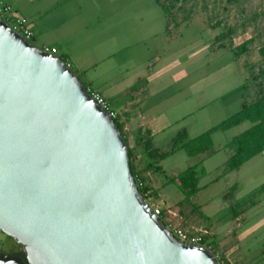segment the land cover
I'll return each mask as SVG.
<instances>
[{"label": "water", "instance_id": "95a60500", "mask_svg": "<svg viewBox=\"0 0 264 264\" xmlns=\"http://www.w3.org/2000/svg\"><path fill=\"white\" fill-rule=\"evenodd\" d=\"M0 264H219L137 189L109 114L60 59L0 20Z\"/></svg>", "mask_w": 264, "mask_h": 264}, {"label": "crops", "instance_id": "0c3cea01", "mask_svg": "<svg viewBox=\"0 0 264 264\" xmlns=\"http://www.w3.org/2000/svg\"><path fill=\"white\" fill-rule=\"evenodd\" d=\"M72 1L24 0L23 5L18 6V0H12L13 12L11 17L24 18L27 21L28 28L33 33L34 42L43 46L40 49L50 48L55 55L64 56L65 63L79 80L84 77L85 82H81L86 89L100 94L106 100L110 110L116 113L117 122L122 127V135L127 149L131 152V166L135 177L141 180L144 186L143 197L145 202L157 205L162 210L168 208L176 215L183 214L188 218H196V222L201 223L198 225L199 227L206 226L207 222L211 221L206 217L203 209L212 203L211 199L201 203V205L192 203L188 206L183 204L184 198H181L169 206V195L161 194V190L165 188L162 175H167V172L170 177L167 183L172 182L180 189L179 182L176 179L177 176L191 167L195 168L198 191L193 197L199 194L200 189H206L221 181L226 186L225 190L230 189L228 183L231 175L237 173L238 169L231 173L224 172L225 162L231 155V150L226 145L234 136L248 128L246 123L239 125L242 129L225 138L226 141L222 145H214L217 133L222 131L214 132L211 135V147L194 157H189L177 142L178 136L183 132L185 133L184 140L188 141L214 127L215 125L191 136L192 127L205 128L207 126L208 123L205 120L210 118V113L197 116L192 122L187 121L206 111L216 99L234 93V87L237 84L235 79H246L247 81L257 75L258 68L256 65L248 66L243 61L248 54L247 51L240 53V50L250 41V38H244L240 42H235L237 39H232L233 44L230 47L227 44L228 39H226L223 46V43L219 42L222 28L214 24L216 26H211L212 30L210 31L212 41L215 43L212 53L216 54L220 51V48H225L227 45L226 48L233 53L231 66L225 72L212 73H206L203 70L188 71L181 69L177 71V77L173 80L176 74L173 75L172 70L178 66L163 61L166 58L164 54L169 49L166 46L168 39H165L164 46H158L154 53L148 44L141 46V42L136 41L132 47L133 52L122 54V51L128 46L123 45L120 47L117 44L118 40L114 32L120 28V25L117 23L116 29L112 30L113 27H110L113 32L109 31V25L112 21L120 22L118 14L120 11L112 9L104 13L103 16L95 15L91 14V10L88 9L84 0L76 3L79 5L78 9L70 8L72 7ZM155 2L163 10L162 0L160 2L155 0ZM179 10L178 8L175 11L171 9L176 18H180ZM137 14L139 15L137 11L133 13L131 15L132 19ZM45 38H49L51 41L45 42ZM128 53L131 54L128 56ZM146 55L149 58L145 61L143 67L135 69V60ZM119 57L122 58L117 60L116 58ZM118 61L119 64H115ZM253 66L256 67L254 71L251 70ZM164 79L167 80V84L154 89L153 85ZM210 83L217 84L215 93L206 92L211 90ZM241 86L244 88V83ZM219 87H221V91H218ZM192 92L197 94L195 98L190 96ZM234 95L232 94V97ZM243 96L245 98L240 105V109L261 97L258 96L250 100L246 90ZM247 100L251 102H247ZM162 104L168 106L169 109H165ZM231 106L233 105L227 103L222 105L221 108L227 109ZM263 154L264 152L261 155ZM162 155H165L164 158H161ZM172 157H174L173 164L169 169H166L165 162ZM160 172H162V175ZM211 173L216 175L200 186L201 175H211ZM180 191L182 192L181 189ZM226 197L227 194L221 195L223 201L226 200ZM195 206L199 209L196 210L197 207ZM244 211L242 212L244 213ZM243 213L239 216L241 217ZM194 214L196 215L194 216ZM239 216L233 220H238ZM162 218L165 224L171 222L174 226H177V223H174L167 213L163 212ZM176 220L179 221V219H174V221ZM189 222L190 224L188 222L187 224L194 227L191 225V221ZM178 224L181 228L182 223ZM237 227L239 228V230H236V237L238 238V232L241 231L242 226ZM232 246L237 249L240 243L234 240Z\"/></svg>", "mask_w": 264, "mask_h": 264}, {"label": "rangeland", "instance_id": "374dc122", "mask_svg": "<svg viewBox=\"0 0 264 264\" xmlns=\"http://www.w3.org/2000/svg\"><path fill=\"white\" fill-rule=\"evenodd\" d=\"M81 1L83 0H73L72 7L70 8L78 9L79 5L76 3ZM84 1L88 9L91 10V14L103 16L104 13L112 9L120 11L118 13L120 22L112 21L109 25V31L113 32L110 30V27H113L112 30L116 29L117 23L120 25V28L118 27L119 29L114 33H116L117 44L120 47L123 45L128 46V48L122 51V54L124 52H133L134 49L132 47L136 41H140L141 46L148 44L154 53L157 47L164 46V40L168 39L166 46L169 49L165 52L164 57L166 58L163 61L165 63L171 62L173 65L178 66L172 70L173 75L181 69L188 71L203 70L206 73L225 72L231 66V63H233V53L226 48L227 45L225 48H220V51L216 54L212 53L215 43L212 41L210 31L212 30L211 26H216L214 24L222 28L219 42L223 43V46L226 43V39H228L227 44L230 47L233 44L232 39H237L235 42H240L244 38H250V41L245 45L246 47L244 46L248 54L243 61L248 66L252 64L256 65L258 68L257 75L247 81L246 79H235L237 84L234 87V93H232L235 94L234 97H232V94L224 98L220 97L212 102L206 111L199 113L193 119H188L187 122H192L197 116L210 113V118L205 120L208 123L207 126L205 128L192 127L190 131L191 136L218 124L222 119H226L230 115H233V113H236L244 101L245 97L243 94H245V90L250 100L264 95V72H262L264 70V0H235L233 2L229 0H162L163 6H161L163 10L157 5L155 0ZM11 2L12 0H0V18L2 21H6L7 19V23L10 25V19H21L11 17L13 12ZM23 3L24 0H18V6L23 5ZM170 7L173 11L176 8L180 9L178 12L181 14L180 18L174 16V12L172 13ZM6 8L8 10H5ZM136 11L139 12V15H135V18L132 19L131 15ZM32 35L33 33L31 32V38L28 41L42 48L43 46L34 42ZM50 41L49 38H45V42ZM48 50L51 51L50 48ZM129 54L131 53H128V56ZM120 58L122 57L116 59L119 60ZM148 58V55H146L138 58L135 62L133 61L135 69L137 67L142 68ZM115 64L118 65L119 61L115 62ZM256 67L253 66L251 70L254 71ZM175 77H177V74L173 80ZM80 79V81L85 82L84 77ZM166 81L164 79L155 83L153 85L154 89L165 86L167 84ZM242 83H244V88L241 86ZM210 84L211 90L206 92L215 93L217 84ZM218 91H221V87H219ZM207 93L206 96L208 97ZM190 96L195 98L197 94L192 92ZM247 102L251 101L247 100ZM227 103L233 106L227 109L221 108L222 105ZM162 106L165 109H169L164 104ZM117 124L120 125L118 122ZM246 125L250 126L249 123H246ZM241 129L242 127L238 126L226 133L218 132V135L214 139V145H222L226 141L225 138L230 137ZM173 158L165 162L166 169H169L173 164ZM160 174L162 175V172ZM166 174L165 176L162 175L165 181V188L161 190V194L169 195V206H171L172 203L177 202L181 198L185 199L187 196L183 195L180 189L172 182L167 183L170 177L167 172ZM215 175L214 173H211V175H201L199 185H204ZM262 186H264V154L252 158L241 166L237 173L231 175L228 183L229 190H225L226 186L221 181L206 189H200L196 197L191 196L183 202V204L188 206L192 203L194 205H201V203H205L208 199H211L212 203L203 209L204 214L211 221L207 222L206 226L199 227L198 225L201 223H197L196 218H188L183 214H177L175 217L171 215L170 219L174 223H177L178 228V223H182L181 228L183 230H207L209 234L205 242L219 264H264V194L257 196L251 203L242 207L240 211H245L241 217L239 216L238 220H233L230 213V206L234 202L243 200ZM232 187H235V189H231ZM143 191L141 190L142 193ZM228 193L229 195H227L226 200L223 201L221 195ZM174 219H179L181 222L174 221ZM189 221H191V225L194 227L187 224V222L190 224ZM237 226H242L241 231L238 232V238L236 237V230H239ZM234 240L240 243L237 249L232 246ZM19 251L20 247L0 232V254L19 253Z\"/></svg>", "mask_w": 264, "mask_h": 264}, {"label": "trees", "instance_id": "16d2710c", "mask_svg": "<svg viewBox=\"0 0 264 264\" xmlns=\"http://www.w3.org/2000/svg\"><path fill=\"white\" fill-rule=\"evenodd\" d=\"M157 1L160 2L161 0ZM229 1L233 2L235 0ZM245 47L240 50V53H244L246 51ZM60 59L65 62L64 56H60ZM113 122L122 135V130L120 125L117 124V120ZM243 123H249L250 126L238 135L234 136L226 145V147L231 150V155L225 162L224 172L231 173L239 169L252 158L259 156L264 152V95L258 98L255 102L244 106L230 117H227L214 127L206 130L191 140L185 141V133H181L178 136L177 143H179L180 148H182L189 157H194L211 147V135L214 132L227 131L242 125ZM128 156L130 162V171L134 177L135 173L131 166V152L129 150ZM164 156L165 155H162L161 158H164ZM176 179L179 182V186L183 194L187 196L185 197L184 201L193 196L198 191L196 188L197 178L195 168L191 167L185 170L184 172L180 173ZM231 189H235V187H232ZM139 192L142 194L141 190H139ZM261 194H264V186L255 190L243 200L234 202L230 206L231 218L234 219L241 215L243 212L240 211V209L251 203L257 196ZM227 195H229V193ZM195 209L197 210L199 207ZM231 218L229 217V219Z\"/></svg>", "mask_w": 264, "mask_h": 264}, {"label": "built area", "instance_id": "2783aa9c", "mask_svg": "<svg viewBox=\"0 0 264 264\" xmlns=\"http://www.w3.org/2000/svg\"><path fill=\"white\" fill-rule=\"evenodd\" d=\"M5 10H8V8H6ZM1 20V19H0ZM14 32L20 34L24 39L28 40L29 38H31V31L28 28V24L27 21L24 18L21 19H16V20H12L10 19V24L7 23V19L6 21H4ZM44 51L48 52V53H52L54 54V51L51 50L49 51L48 49H44ZM88 93L94 98V100L96 101V103L102 107L111 117V119L114 121L117 119V115L112 112L106 102V100L98 93L93 92L89 89H87ZM134 181L136 183V186L139 190H143L144 186L143 183L141 182V180H139L138 178H136L134 176ZM142 196H144V194L142 193ZM144 199V197H143ZM145 201V200H144ZM152 212L153 215L157 216L161 221H163V212L167 213L168 216H177L175 213H173L170 209L166 208L165 210H162V208H160L157 205L154 204H147ZM165 224V223H164ZM170 232L172 233L173 237L177 240H179L180 242L183 243H187V244H192V245H199V246H204L206 247L208 250L209 247L207 246L205 239L207 237V235L209 234V232L207 230H197V229H193L191 231L189 230H183L182 228H178L177 226H174V224H172L171 222H168V224H165Z\"/></svg>", "mask_w": 264, "mask_h": 264}, {"label": "clouds", "instance_id": "9594fccd", "mask_svg": "<svg viewBox=\"0 0 264 264\" xmlns=\"http://www.w3.org/2000/svg\"><path fill=\"white\" fill-rule=\"evenodd\" d=\"M134 178V177H133ZM138 189V188H137ZM138 191H139V189H138ZM141 196H142V194H141ZM143 197V196H142ZM163 222V221H162ZM164 223V222H163Z\"/></svg>", "mask_w": 264, "mask_h": 264}]
</instances>
